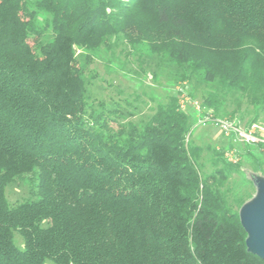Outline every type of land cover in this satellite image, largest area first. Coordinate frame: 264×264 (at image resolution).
I'll return each instance as SVG.
<instances>
[{
	"label": "trees",
	"instance_id": "obj_1",
	"mask_svg": "<svg viewBox=\"0 0 264 264\" xmlns=\"http://www.w3.org/2000/svg\"><path fill=\"white\" fill-rule=\"evenodd\" d=\"M121 43L145 45L153 75L203 70L216 116L245 102L244 124L264 123V0H0V264H264L220 190L241 167L224 156L234 144L200 174L175 96L145 113L93 92L76 48ZM260 147L242 149L264 175ZM32 172L36 198L8 202L6 184Z\"/></svg>",
	"mask_w": 264,
	"mask_h": 264
},
{
	"label": "rangeland",
	"instance_id": "obj_2",
	"mask_svg": "<svg viewBox=\"0 0 264 264\" xmlns=\"http://www.w3.org/2000/svg\"><path fill=\"white\" fill-rule=\"evenodd\" d=\"M48 17L45 12H36V25L44 30L45 39L50 37L51 32ZM150 53V50L141 44L131 47L121 43L112 49L76 48L78 65L85 77L94 84L93 92L99 100L123 103V99H127L132 104L141 106L143 112L148 113L149 109L167 101L170 96H175L179 108L193 116L190 135L188 134L185 140L199 147L200 154L197 159L199 173L209 175L216 168L222 167V163L214 162L213 149L220 148L226 139L218 128L198 122L208 113L216 116L212 109L202 105V97L213 89V85L203 80V70H195L192 79H175L178 75L165 66L159 74H151L145 57ZM240 105L234 117L225 115L223 118L235 119L238 122V116L244 113L245 120L240 123L250 121L253 116L249 111L251 107L245 102ZM234 107L235 103L227 99L222 112ZM136 118L138 116L131 119L136 120ZM252 124H256L259 136L264 137V123L257 121ZM235 146L238 154L233 160L239 161L241 167L229 173L220 190L225 194L230 208L238 212L241 223L247 231L245 240L247 248L264 256V175L256 169L253 160L243 154V145L235 143ZM262 168L264 170V165ZM36 176L35 172L24 174L6 184V200L14 204L35 199V185L38 181ZM13 241L19 248H23V238L17 231L13 232Z\"/></svg>",
	"mask_w": 264,
	"mask_h": 264
},
{
	"label": "built area",
	"instance_id": "obj_3",
	"mask_svg": "<svg viewBox=\"0 0 264 264\" xmlns=\"http://www.w3.org/2000/svg\"><path fill=\"white\" fill-rule=\"evenodd\" d=\"M202 118L198 120L199 123L202 125L211 124L218 128L221 134L234 144L233 147L228 148L224 153L227 160L232 161L233 157L238 154L235 143L242 144L243 146L261 144L260 150L264 152V137L259 136L257 133L256 124L246 126L234 119L217 117L211 113L202 116ZM233 161L235 162L236 160Z\"/></svg>",
	"mask_w": 264,
	"mask_h": 264
}]
</instances>
